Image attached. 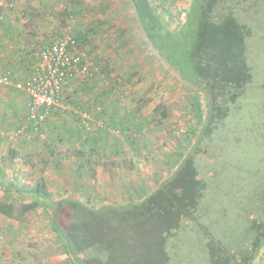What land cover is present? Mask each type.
<instances>
[{
    "label": "rangeland",
    "instance_id": "obj_1",
    "mask_svg": "<svg viewBox=\"0 0 264 264\" xmlns=\"http://www.w3.org/2000/svg\"><path fill=\"white\" fill-rule=\"evenodd\" d=\"M146 2L150 15L176 32L191 0ZM234 16L250 30L252 82L238 101L246 109L240 123L257 112L264 134V3ZM0 17V74L30 76L34 53L64 32L80 37L76 51L93 70L63 93L64 103L88 110L92 131L73 112L55 110L38 131L18 134L28 98L0 86V204L12 208V215L0 211V264H69L50 224L57 202L74 196L97 207L143 199L191 145L199 126L193 103L201 94L152 50L130 0H0ZM186 36L177 43L183 51ZM257 141L264 172V139ZM38 184L47 201L20 215ZM255 264H264V251Z\"/></svg>",
    "mask_w": 264,
    "mask_h": 264
},
{
    "label": "trees",
    "instance_id": "obj_2",
    "mask_svg": "<svg viewBox=\"0 0 264 264\" xmlns=\"http://www.w3.org/2000/svg\"><path fill=\"white\" fill-rule=\"evenodd\" d=\"M146 1L130 0L152 50L201 94L192 109L198 130L172 172L143 199L94 207L64 198L50 224L69 264H255L264 251V172L256 160L264 134L253 110L240 123L246 109L238 101L252 82L250 30L234 15L264 0H191L176 32L150 15ZM184 34L183 51L177 43ZM34 192L20 215L47 201L41 184ZM0 207L12 215L11 207Z\"/></svg>",
    "mask_w": 264,
    "mask_h": 264
},
{
    "label": "built area",
    "instance_id": "obj_3",
    "mask_svg": "<svg viewBox=\"0 0 264 264\" xmlns=\"http://www.w3.org/2000/svg\"><path fill=\"white\" fill-rule=\"evenodd\" d=\"M34 54L37 63L30 76L15 79L0 74V86L21 92L28 98L26 122L18 128L17 133L26 135L29 131H36L55 110L73 112L79 116L82 126L92 131V116L63 102L65 89L83 76L92 77L93 74L90 64L85 61V54L76 51L73 36L64 32L52 43L41 46Z\"/></svg>",
    "mask_w": 264,
    "mask_h": 264
}]
</instances>
